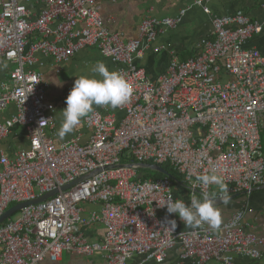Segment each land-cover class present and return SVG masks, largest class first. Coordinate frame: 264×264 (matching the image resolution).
<instances>
[{"label": "built area", "instance_id": "1", "mask_svg": "<svg viewBox=\"0 0 264 264\" xmlns=\"http://www.w3.org/2000/svg\"><path fill=\"white\" fill-rule=\"evenodd\" d=\"M101 1L0 0V68L12 65L0 82V114L16 107L0 123V142L22 128L28 145L0 152V219L58 191L0 224V264H58L64 254L100 255L106 264H164L177 248L194 264L264 260V236L249 229L244 209L219 230L182 231L161 216L169 198L188 204L192 194L218 193L196 181L200 174L223 176L230 196L264 188V52L244 47L264 31V19L215 17L198 54L174 57L153 80L137 61L146 45L179 27L187 10L176 18L147 15L137 37L125 39L107 27ZM209 2L195 0V6L210 14ZM88 48L119 66L132 95L116 108L121 118L107 108L85 118L86 143L79 134L57 144L48 134L55 105L49 83L34 69L37 54L65 63ZM141 164L171 165L184 177L186 197L176 196L169 178L142 179ZM98 227L101 239L94 236Z\"/></svg>", "mask_w": 264, "mask_h": 264}, {"label": "crops", "instance_id": "2", "mask_svg": "<svg viewBox=\"0 0 264 264\" xmlns=\"http://www.w3.org/2000/svg\"><path fill=\"white\" fill-rule=\"evenodd\" d=\"M39 7V6H38ZM208 7L210 14L203 8L195 6V0H102L101 12L107 27L111 32L123 34L125 39H134L138 35L139 27L145 16L150 15L157 18H176L182 11L187 10L183 22L175 30H168L159 36L156 43L145 46L144 57L137 61L139 67L146 70L149 77L153 80L167 72L174 57L180 60H187L198 54L197 46L203 40L211 36L215 17H225L231 15H246L253 20L264 19V0H210ZM246 49H256L264 52V31L248 40L244 46ZM157 48H162L159 52ZM38 63L35 70L44 75L50 87L47 93L48 101L55 105V121L48 129V134L57 144L71 141L79 134H83L82 142L86 143L91 132L85 127L83 118L78 128L60 139L57 135L62 124V110L66 108V98L74 86L75 79L81 75L92 76V67L97 62H103L110 72H117L119 66L111 60L105 58L96 48H88L80 51L70 62L55 63L52 58L37 54ZM12 65L3 62L0 68V82L9 79V72ZM96 78L100 79L98 74ZM53 81H58L57 86ZM116 113L119 118L122 114L117 109L108 106H94L95 110H104ZM16 113V107L10 106L8 110L0 114V123ZM90 114V113H89ZM25 131L16 128L11 136L4 142H0V152L13 153L19 149L27 148ZM215 190H218L215 188ZM186 197L185 195H183ZM181 198V196H179ZM201 198L200 195H198ZM185 199H189L185 198ZM202 199V198H201ZM222 213V225L239 210L246 212L245 221L249 224V229L259 235L264 236V190L252 192L248 197L240 196L232 200L227 205L217 204ZM96 209L89 206L88 210ZM161 216L169 221L175 220L179 230L189 231L192 228L184 226L178 214L162 213ZM102 228H95L94 236L101 239ZM97 235V236H96ZM93 238V239H95ZM68 258L66 264H106L104 259L97 255L93 258H75L64 254L61 262ZM134 261H132V264ZM260 261H253L248 258H237V264H261ZM50 264V263H47ZM156 264V263H149ZM164 264H194L192 260L181 257L180 248L172 251L169 260Z\"/></svg>", "mask_w": 264, "mask_h": 264}, {"label": "clouds", "instance_id": "3", "mask_svg": "<svg viewBox=\"0 0 264 264\" xmlns=\"http://www.w3.org/2000/svg\"><path fill=\"white\" fill-rule=\"evenodd\" d=\"M92 76L81 75L75 79L74 86L66 98V108L62 110V124L57 135L64 139L74 132L83 118L94 111V106H108L116 109L125 105L132 95V87L118 72H110L103 62H97L91 69ZM98 74L100 79L96 78ZM60 86L58 81H53ZM201 185L215 186L217 192H203L202 199L192 194L190 203L182 199H168L165 204L168 214H178L184 226L196 229L207 225L210 229L219 230L222 225L221 209L217 206V199L227 205L231 196L224 182V177L215 171L196 176ZM175 229V220L170 221Z\"/></svg>", "mask_w": 264, "mask_h": 264}, {"label": "water", "instance_id": "4", "mask_svg": "<svg viewBox=\"0 0 264 264\" xmlns=\"http://www.w3.org/2000/svg\"><path fill=\"white\" fill-rule=\"evenodd\" d=\"M140 168L142 169H150V170H153L155 172H158V173H161L165 176H167L169 179L173 180V181H176V177L173 176L169 171H167L163 166H158V165H152V164H141L140 165ZM79 181H81V179L77 180L76 182L70 184V185H67L63 188V190H68L69 188L73 187L76 183H78ZM264 190V188H262ZM58 193V191H54L52 193H48L46 195H44L43 197L41 198H38L36 201H33V202H29V203H23V204H19V205H16L12 208H10L4 215L3 217L0 219V224L6 222L9 218H11L12 216H14L15 214H17L18 212H20L22 209H24L26 206L28 205H32V204H38V203H41L53 196H55L56 194ZM240 196L242 195H233L231 196V200H235L237 198H239ZM217 204H222V202L220 201H217Z\"/></svg>", "mask_w": 264, "mask_h": 264}, {"label": "trees", "instance_id": "5", "mask_svg": "<svg viewBox=\"0 0 264 264\" xmlns=\"http://www.w3.org/2000/svg\"><path fill=\"white\" fill-rule=\"evenodd\" d=\"M262 144H263V153H264V139H262ZM163 167L169 171L173 176L176 177V181H173V185L174 186H179L180 190H184L185 188V182H184V177L182 175H180L171 165L169 164H164ZM141 173H142V179H149V178H152V179H164V178H168L167 176L161 174V173H158V172H155L153 170H150V169H142L141 170ZM244 196V195H243ZM253 261H261L262 263L261 264H264V260H253Z\"/></svg>", "mask_w": 264, "mask_h": 264}, {"label": "rangeland", "instance_id": "6", "mask_svg": "<svg viewBox=\"0 0 264 264\" xmlns=\"http://www.w3.org/2000/svg\"><path fill=\"white\" fill-rule=\"evenodd\" d=\"M262 139H264V134H262ZM174 193L176 194V196H183L184 190H180L179 186H174ZM68 261V258H65V262L63 264H66Z\"/></svg>", "mask_w": 264, "mask_h": 264}]
</instances>
